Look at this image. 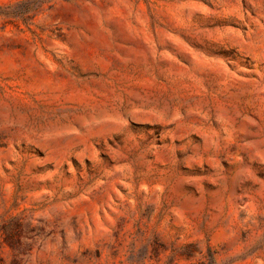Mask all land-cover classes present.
Returning a JSON list of instances; mask_svg holds the SVG:
<instances>
[{"label":"rangeland","instance_id":"rangeland-1","mask_svg":"<svg viewBox=\"0 0 264 264\" xmlns=\"http://www.w3.org/2000/svg\"><path fill=\"white\" fill-rule=\"evenodd\" d=\"M0 264H264V0H0Z\"/></svg>","mask_w":264,"mask_h":264}]
</instances>
